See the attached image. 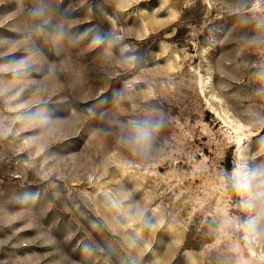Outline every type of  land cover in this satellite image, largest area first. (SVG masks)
Returning <instances> with one entry per match:
<instances>
[{
  "label": "rangeland",
  "instance_id": "374dc122",
  "mask_svg": "<svg viewBox=\"0 0 264 264\" xmlns=\"http://www.w3.org/2000/svg\"><path fill=\"white\" fill-rule=\"evenodd\" d=\"M261 72L264 0H0V264H264L226 168L264 161Z\"/></svg>",
  "mask_w": 264,
  "mask_h": 264
},
{
  "label": "clouds",
  "instance_id": "9594fccd",
  "mask_svg": "<svg viewBox=\"0 0 264 264\" xmlns=\"http://www.w3.org/2000/svg\"><path fill=\"white\" fill-rule=\"evenodd\" d=\"M96 40L102 41L103 37L97 36ZM28 62L21 60L14 65L15 69L26 66ZM260 78L264 79V72L260 73ZM264 91V90H262ZM21 109L27 105L21 104ZM18 111V109H13ZM44 121L43 117L30 118L24 115H17L15 122H23L25 128H30L37 123ZM164 126L163 115L146 116L128 121L121 142L134 154L147 155L153 146L154 138ZM29 141H25L28 144ZM231 168V184L233 193L240 198L239 208L247 214L246 219L238 226L244 231L245 239H255L256 233L264 227V161L249 164L246 161L238 162L234 167L232 158L228 160ZM234 219H229L226 223H233ZM264 258V257H262Z\"/></svg>",
  "mask_w": 264,
  "mask_h": 264
}]
</instances>
